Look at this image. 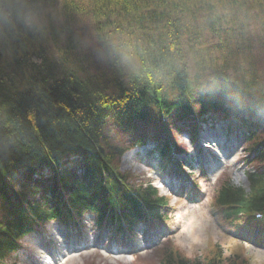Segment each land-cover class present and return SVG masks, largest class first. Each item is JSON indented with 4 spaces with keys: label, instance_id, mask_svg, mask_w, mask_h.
<instances>
[{
    "label": "bare ground",
    "instance_id": "obj_1",
    "mask_svg": "<svg viewBox=\"0 0 264 264\" xmlns=\"http://www.w3.org/2000/svg\"><path fill=\"white\" fill-rule=\"evenodd\" d=\"M217 1L223 2V0ZM185 5L189 4L180 3V6L186 9ZM131 8L132 5L129 1L121 0L120 6L116 10L118 14L121 13L122 18L133 23L134 20L129 17ZM216 8L225 17L233 14V9H225V6H216ZM191 10L193 12L190 10L186 11V15H189L188 18H192L197 14H204L203 11L200 12L199 10L198 12H194L196 11L195 7H192ZM215 10L211 9L213 13H215ZM208 12L210 13V10ZM112 24L115 25V22L112 21ZM157 24V33L163 34V24H159L158 20L154 22V25ZM263 30L264 24L260 30H256L257 32L251 30L245 38L249 39L251 37L255 41L259 39V32H263ZM234 31L237 37L235 45L233 47L227 46L226 43L230 46L232 45V42H230L231 34L228 36L222 31L220 37L226 43L223 42L220 49L215 48L214 54L207 53L204 58H201V62L197 61L198 64L200 63L198 68L207 65L210 71L205 81L208 85L207 92L213 93L217 91L220 96H227L229 94L239 109L243 110L248 116H254L257 125L264 128V110L262 109L264 107V96L256 92L259 88L258 85H251V82L252 84L254 83L253 79L255 75H259L261 77L260 80L264 84V76L260 74V68L264 66V52L261 50L264 42L258 41L254 47L249 48L248 43L239 39L238 29L234 28ZM252 33L256 34L251 35ZM158 36L153 37L148 43L146 42L147 45L149 44L150 47L148 48L151 51H153L151 48L152 43L160 41ZM111 40L112 42H117L115 37ZM241 42L244 44V46L242 45L243 47H240ZM44 43L43 45H27L28 49L31 47H33L32 49L37 48L36 52L32 51L30 53L28 50H22L24 56H31L33 54V56L35 55L34 58L37 61L39 60L37 65L42 64L41 67L43 69L39 72L35 71L33 74V77L39 79L38 82L43 84L41 90L38 89L35 94H31L26 88L17 87L16 92L13 94L12 91L16 86H30L34 83V79L27 74V71H21L20 69H12L10 71L12 80H14V88L6 89L0 86V91L6 93L3 95L2 101L7 107V110L0 108V183L9 175H13V177L21 175L34 180L39 187H36L24 177L15 182L21 187L32 186L38 191L42 190L46 200L38 199L34 200L33 203L42 216L47 218V216L53 215V213H48L49 206L53 207L47 203L51 197L64 196L71 198L83 196L89 198L92 203H98L102 198L104 178L99 168L107 167V162H110V155L117 153L121 155L120 148L117 151L107 152L109 149H116L113 143L118 141L119 146L125 150L132 149V145H129L125 139H130L133 146L145 145L148 140L138 130L145 126L148 117L156 120L153 124L158 125L157 129H159L163 120L173 114L170 117L171 123L185 130L188 123L183 121L181 117L186 110L183 100H186V103L189 100L196 106H202L204 103L196 97L193 90L198 91L202 89L204 92L205 87L201 85L198 88L196 86L197 83L195 85L189 84L188 88L176 86V97L172 101L166 102L164 100L165 89L162 88V84L149 76H145L142 79V84L141 82L133 81L135 77H131V75L124 74L121 71L117 73L115 70L107 67V72L90 70L84 74H77L71 79H66L62 68L55 65L51 60V56L49 57L52 53V49H49L50 45ZM182 44L185 45L186 42L182 41ZM202 48L204 52L208 50L207 47L202 46ZM217 57L221 62L220 67L217 65ZM237 61L241 65H239L240 68L243 67L242 64L245 67L246 64L252 66L251 71L247 74L244 73V70L241 72V70L236 69L234 63H237ZM258 62L260 64L256 65ZM116 63V57L107 55V66L116 65ZM185 67L186 71L183 69L182 72L188 75L190 64L187 63ZM46 68L47 70H45ZM70 68L73 69V67ZM179 77L183 76L180 75ZM145 83H150V86L145 87ZM177 84L184 85L180 81V78L177 79ZM248 87H251L254 91L256 90L255 102L259 104L260 108L254 106L252 103L248 106L247 100L240 98V95L249 92V90L244 92ZM52 88H60L65 94L71 95L73 97L74 110L68 109L64 115L47 122V130L53 138L54 143H52L57 146V154L51 157L43 147L46 158L35 154L30 160H26L24 154L32 150V143L24 136L26 131L22 127H19L17 114L12 108V103L14 107L24 95L36 98V96ZM13 96L16 100L12 98ZM132 102L135 104L133 108L129 106V103ZM181 105L185 107V110L182 112L179 110L183 108ZM76 116L79 118L77 119ZM29 122L31 132H34L36 137L37 135L39 136L34 127L35 121L32 115L29 117ZM83 123L89 129L88 131L84 129ZM140 126L141 128L137 130ZM218 131L220 132V130ZM70 133H79L84 138L79 141L80 144L70 143L67 139V134ZM135 133L136 138L131 140L132 135ZM37 142L40 143V139ZM221 145L224 144L221 143ZM104 152H107V157L104 156ZM255 155L256 161H258L261 153L256 152ZM6 164L8 165L6 166ZM251 164L255 167L257 166L253 161ZM55 165H58V168L55 169ZM256 169L258 170L259 168L256 167ZM108 174L110 180L115 184H119L122 189L118 197L133 205L135 199L140 196L126 188L125 185L129 182V178L119 173L116 169H111ZM3 203L4 199L0 195V210L4 207ZM64 203L71 206L69 202L63 200L60 201V205L55 206H59L60 208ZM117 204L118 201L115 200L110 203V206H117ZM142 212L144 215L146 214L150 217L154 215V213L144 207H142ZM21 224V220L12 217L9 219L7 228L17 232L22 226Z\"/></svg>",
    "mask_w": 264,
    "mask_h": 264
},
{
    "label": "trees",
    "instance_id": "obj_2",
    "mask_svg": "<svg viewBox=\"0 0 264 264\" xmlns=\"http://www.w3.org/2000/svg\"><path fill=\"white\" fill-rule=\"evenodd\" d=\"M61 1L62 4L60 6ZM120 1L121 0H85L84 2H73L71 0H59L57 3V0H0V86L6 89L14 88V80H12L10 71H12V69H20L21 71H27V74H29L34 79V83L30 86H16L12 93L14 94L16 92L17 87L26 88L29 92H31V94H35L38 89L41 90L43 88V84H40L38 82L39 79L34 78L33 74L35 71L39 72L41 69H43V67H41L42 64L37 65L39 60L37 61V59L34 58L35 55L33 56V54H31V56H24L22 54V50H28L30 53L32 51L36 52L35 50H37V48L32 49L33 47H31L28 49L27 45H43L44 42V44L50 45L49 49H52V53L49 55V57L51 56V60L55 65L62 68L66 79H71L77 74H83L84 71H82V68L84 66H90L89 58L85 54L89 48L85 47L83 40H76L80 38V34L78 32H85L96 28L98 30V35L96 36L99 39H112L113 37L117 38V35L126 33V24L130 23V21L122 18L121 13H117L116 8L120 6ZM124 1H129L132 5L129 17L134 20L133 23L130 24H135L137 27L135 33L144 34L147 31L145 30L146 26L153 32L155 31V36H158L159 34L158 37L160 41L158 43H152L151 45L153 50L155 45H171L172 43L173 46H175L180 43L182 44L183 39L189 36L191 28H180L183 22L190 19L188 18L189 15H185L184 17L182 15V13L188 11V8L196 7V10L208 12L205 7L207 0ZM210 1L212 0H208V2ZM244 1L255 7V9L252 10V13L249 15L254 18L253 28L260 30L264 24V0H242L241 2ZM231 2L232 5L236 3V5L241 8V3H239L237 0H231ZM180 3H186L189 5H185V9L180 6ZM213 3L215 4L213 10H215L217 9L216 6L224 7L229 3V1L223 0L221 3L216 0ZM179 14H181L182 18L178 22L176 20V16ZM252 14L256 16L254 17ZM192 19L194 20L193 17ZM157 20L159 21V24H163V34L156 32L158 24L154 25V22ZM112 21L115 22V25L112 24ZM119 24L125 26V29L121 32L119 31ZM174 24L177 29H180L179 31L172 30ZM206 26H208V24H206ZM187 27L196 28L195 20L191 21ZM210 27L212 26L210 25ZM71 32H74L72 36L66 35ZM253 32L257 31L253 30ZM135 33L131 34L135 35ZM58 34L61 37V41L64 43V45L60 47H57L55 44H51L55 41V38L58 36ZM259 39V41L264 42V30L263 32H259ZM139 43L140 42L138 41L136 49H133L132 53L127 54V57H132L136 54L140 55L139 51L137 50ZM218 44L221 47L212 45L208 39H203L202 46L207 48L212 46H215L219 49L222 48L223 44ZM112 45L113 44L109 45L110 49H107V51L102 56L100 55L101 57L99 58V63L96 67L98 71L107 72L108 67L109 69L115 70L117 73L120 71L123 72L122 59H120V63L119 59L116 58V65L107 66V55L114 57L117 56L116 54L112 53ZM263 47L261 48L262 50ZM147 50L151 51L149 48ZM64 60H73L77 66L75 65L73 66L72 70L66 71ZM237 63L240 64L239 61H237ZM140 66L143 71L141 70L139 73L138 77L140 79H133L135 82H141L143 84L142 79L145 76L152 78L158 73L151 69L146 70L141 62ZM45 70H47V68ZM160 74H162V72H160ZM179 76L180 74L176 76V80L173 79L172 81L176 86L182 87L183 85L177 84V79L180 78L182 83L185 81ZM257 78L260 79L261 77H259V75H255L253 81ZM156 81L160 82L157 77ZM144 85L145 87L150 86L148 83H145ZM4 94L6 93L0 91V108L2 110H7L6 105L2 101ZM14 96L12 98H14ZM14 100H16V98H14ZM129 106L133 108L135 104L132 102L129 103ZM12 108L17 114L19 127H22L26 131L24 136L32 143V150H30L28 153H25L24 158L26 160H30L33 156H35V154L40 155L42 158H46L43 147L46 149L47 154H49L51 157H54L58 150L57 146L53 144L54 141L51 137V133L47 130V122L53 121L57 117L64 115L68 109L74 110L73 97L62 92L60 88H52L46 92H43L39 96H36V98H30L28 95H24L20 98V101L14 105V107L12 103ZM30 115H32L35 121L34 127L39 134L37 137L34 132H31L29 122ZM76 118L78 119L79 117L76 116ZM83 127L84 129H87V131L89 130L84 123ZM83 138L84 137L79 133L67 134V139L70 143L80 144L79 141L83 140ZM38 139H40V143L37 142ZM7 165L8 164H6V166ZM5 187L6 184L2 180L0 183V195ZM22 203V200L13 197L9 200H5L3 203L4 207L0 210V260H8V257L15 251V242L17 238L16 234L19 230L14 232L7 228V224L9 219L12 217L22 221L23 211L22 207L20 206ZM34 210L40 212L36 206Z\"/></svg>",
    "mask_w": 264,
    "mask_h": 264
},
{
    "label": "rangeland",
    "instance_id": "obj_3",
    "mask_svg": "<svg viewBox=\"0 0 264 264\" xmlns=\"http://www.w3.org/2000/svg\"><path fill=\"white\" fill-rule=\"evenodd\" d=\"M59 0H57L58 3ZM73 2L75 1H82L84 2L85 0H71ZM229 1L230 0H226ZM239 3H241V8H239L236 3H234L233 5L227 6L225 7V9H233V14H230L228 16V19H221L218 18L215 22H219L218 23V27L226 34V35H230L231 34V40L230 42H232L231 46L226 43L224 41V39L217 38L220 35V30L219 28H213L212 31H208L206 29H203L204 26L206 24H208L209 20L207 18V15L204 13H202V15L197 14L195 16H193L194 20H195V27H187L189 26V23L191 21H194L192 18H190L189 20H186L185 22H183L180 26V28H191L190 32H189V39L190 40H194V44H192L191 47H189L188 45H183L180 43V45H175L173 46V44L171 43L168 45H155L154 46V50L150 51L147 50L144 47L143 44V39L148 43L149 40H151L153 37H155V32H153L152 30H147L144 34H137L135 33V30L137 29L136 25L134 24H130L127 23L126 26V33L124 34H119L117 35V42H112L111 39H109L113 44L112 48L117 51V49H120L121 46H123L128 54L132 53L133 49H136L137 43L138 41L140 42L138 44L137 50L139 51L140 55H134L132 57H127L124 56V59H122V71L124 74L127 75H131V77H135L138 78L140 71L143 69H141L140 66V62L143 64V66L145 67L146 70H153L154 72H168L171 74H176L178 72H176L175 70L178 69L175 66H180L183 64H186L188 61L190 62V60L193 61L194 64H196V61L201 62L202 59L205 57V54L209 53V54H214L215 53V46L209 47L208 50H206L204 52L203 48H202V44H203V39H210L212 42L215 43H219V40H222L224 43L227 44L228 47H233L235 44V42L237 41V37L235 35V29H238V36L239 39L241 41H247L249 40V48L254 47V45L260 40L257 39L255 41L252 40L251 37H249V39H246L245 37H247V33H250L251 30H258L257 28H253V20L254 18L249 15L250 13H252V10L255 9L254 6H252L251 4H249L248 2H241L242 0H237ZM208 2V0H207ZM206 2V3H207ZM210 1L208 3L212 4ZM66 4V2H65ZM232 4V2H231ZM58 5V4H57ZM59 6V5H58ZM60 7V6H59ZM211 8V6H210ZM191 11V8H188V11ZM202 12V11H200ZM204 12V11H203ZM237 12V13H235ZM210 13L212 15H214V13L210 10ZM216 14L222 15V12L218 11V9L215 10ZM235 14V16H234ZM255 14H260V13H255ZM183 17L186 15L185 13H182ZM254 15V14H252ZM175 16V15H174ZM256 15H254L255 17ZM209 17V16H208ZM181 19V14H179L178 16H176V20L179 22ZM123 20V19H122ZM54 25V23H53ZM178 27V26H177ZM125 29L124 25H120L119 24V31L121 32L122 30ZM173 31H179L180 29L175 27V24L172 28ZM246 30V31H245ZM249 31V32H248ZM135 33V35H132L131 33ZM157 32V31H156ZM80 34V36L82 35L81 32H78ZM185 34H187L186 32H184ZM74 34V32H71L69 34H66L67 36H72ZM256 33H252L251 35H255ZM116 36V35H115ZM227 36V37H228ZM63 38V35H62ZM51 44H55L57 47L59 46H63L64 43L61 41V37L58 36L55 38V41L52 42ZM244 44L241 43L240 47H243ZM262 50V49H261ZM264 52V50H262ZM138 53V54H139ZM189 55H188V54ZM264 57V56H263ZM121 59V58H120ZM119 59V62L121 63ZM219 58L217 57V65L220 66L221 62L220 60H218ZM260 64V62L256 63ZM240 65V64H238ZM170 69H169V67ZM241 66V65H240ZM243 67H239V66H235L236 69L241 70V72L244 70V73H249V71H251L252 66H250L249 64H246V67L242 64ZM119 71V70H118ZM175 71V72H174ZM207 71V70H206ZM260 72L261 74H263L264 76V72H263V67L260 68ZM193 74L189 75V77H193L194 79V83H197L196 86L199 88V86H204L205 87V91L203 93L206 92L207 89V83L204 82V77L202 76V78L198 79V77L196 78V72L192 71ZM203 74H205L206 72L203 71ZM179 74L182 77V80L186 81L187 80V84H189V79L188 77H186V75H184V73L181 71V73L179 72ZM145 75V73H144ZM149 75V74H147ZM178 76V75H177ZM207 77V76H206ZM208 78V77H207ZM200 80V82H199ZM193 82H191L190 84H193ZM262 82V81H261ZM263 83V82H262ZM210 84V83H209ZM195 85V84H194ZM176 86V85H175ZM168 92H170L171 94L169 96H173L175 94V92L172 90V88H168L167 89ZM263 91H264V84H263ZM167 96V97H169ZM237 142H236V146L238 150H232L234 151L233 153H231L229 156V159H225L224 162L219 161L218 165L222 167L226 166L223 170L225 171V174H223V177H221L219 179V181L217 182V184L214 187H211V181H209L208 179L205 178H195L194 182L195 184L200 183V187L202 189H200L201 193V197H202V202L203 204L207 202V205H210L211 202H214V199L216 197L217 194L216 193V189H218V187H221L227 183L231 181V176L234 171H236L234 173L236 178H241V174L240 171L245 170V169H249V166H247L246 162L243 161L244 157H248L251 161L255 162L256 161V155L253 153H247L244 152V141L243 138H239L237 136H235ZM260 141L261 139H264V135L263 137L260 136L259 137ZM197 147H192L190 153H186L185 157L188 158V161L191 160L192 154L194 159H202L203 164L204 163H208L207 160V156L205 157L202 152L203 151H196ZM222 154V153H221ZM232 155H237V157H232V159L235 161V166L233 167H227V165L229 164V162L231 161V156ZM181 158H183L185 160V158L183 157V155H180ZM210 158V155L208 156ZM207 160V161H206ZM210 161V159H209ZM123 168L126 171H130L132 173V175L134 177H145L148 178L149 174L147 172L144 171V169L142 168V166L140 165H133L132 163H124ZM122 166H121V170H122ZM204 169V166H201L199 168ZM229 174V175H227ZM24 176H21L20 178H22ZM215 175L212 176V179H214ZM226 177V178H224ZM233 177V176H232ZM26 178V177H24ZM234 181V178H233ZM224 183V184H223ZM235 183V181H234ZM235 185V184H234ZM187 197V196H186ZM188 198V197H187ZM176 201V196H172L169 200L168 203V207L165 208L161 213H162V217L163 219H165L164 223H155V224H148L151 223L153 220H151L149 218V222L146 225H138L137 228L133 231V233H138L139 235H141L140 231H142V235L145 233V228L146 227H152V226H159L155 229L150 230L147 234L148 235H154L157 232H161L162 234L165 233L163 235L164 238H169L168 240H166L163 244H161L158 248V250L155 253H146L143 254L141 256H112L109 254V249L107 248V264H159L164 258L170 256L171 258L174 257H180V258H184L186 260H202L203 258L207 257H212V255H218L219 258L221 259H228L229 260H234L236 263L238 264H264V251L260 252V251H255L252 250L248 247H245L243 245H241L238 242H234V240H232L229 235L230 233H236L237 231H239V229L236 226V223H232V222H226L223 220L222 216H218V217H211L208 218L207 215H205L204 213V209L203 208H196L194 211H192V208H190L189 206L184 205L182 202H177L175 205ZM210 212H216L211 210ZM165 215V216H164ZM219 221L226 229V233L224 232H220L219 230H217L212 224H215L216 221ZM163 222V221H162ZM163 224L168 226V229L165 232V227H163ZM235 226V227H234ZM50 229H48L47 231H40L41 235L39 236H35L34 238L29 239L30 242H36L37 244L35 246H33L32 244H28V246L23 247L22 251L19 254V261L18 264H32V262L34 261V259L36 260L37 257H40V261H42V259L46 256L42 255L41 250H40V246H41V241L44 239H46L47 237V233L52 229V228H56L54 225H50L49 227ZM250 228L252 229V225L246 226V230H250ZM226 234V235H225ZM229 234V235H228ZM252 236H249L247 234L246 237H255L258 235H264V232H261L259 230H255L251 232ZM128 242L131 244L133 243V241L130 240H126L125 246H128ZM255 242L262 244V241L260 238H255ZM118 246H122V245H117ZM123 247V246H122ZM130 250V249H129ZM32 255V257L34 258H29V254ZM74 255H78L77 257H79L77 264H101L103 262L97 263L96 260L93 259V261H86V258L84 257L83 253H79V254H74ZM102 257H105L104 255ZM45 261V259H44ZM35 264V263H34ZM228 264V263H227Z\"/></svg>",
    "mask_w": 264,
    "mask_h": 264
}]
</instances>
